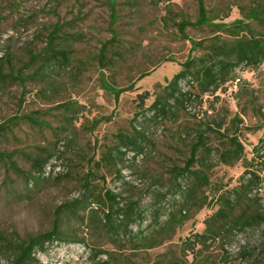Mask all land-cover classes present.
<instances>
[{"label":"rangeland","instance_id":"obj_1","mask_svg":"<svg viewBox=\"0 0 264 264\" xmlns=\"http://www.w3.org/2000/svg\"><path fill=\"white\" fill-rule=\"evenodd\" d=\"M246 1L206 0V7L220 16L228 11L224 22L229 23L239 18L235 5ZM196 17V0H0V56L9 55L8 69L28 73L24 68L28 50H40L55 25L71 53L69 67L52 68L41 81H27L25 87L0 86V124L22 115L47 124L37 128L21 122L0 137L2 238L21 242L49 232L56 209L81 197L87 177L91 196L110 191L118 196L119 208L136 207L137 218L130 229L137 234V244L143 236L162 237L164 243L152 249L139 245L132 251L131 239L117 238L98 221L90 224L88 210H81L77 216L62 214L57 225L65 238L83 239L84 245L49 243L36 252L38 264H89L91 250L115 248L122 249L124 264H264V62L254 72L236 69L215 94L176 104L162 119L147 112L161 93L158 86H165L190 54L191 44L180 37L177 24ZM113 18L118 41L110 52L117 55L103 70L97 54L111 38ZM185 34L194 41L212 36L207 27L187 28ZM201 52L195 50L192 56ZM143 73L148 76L136 81ZM131 84L135 90L115 100V91ZM180 88L198 94L194 82H183ZM144 92L148 98H139ZM217 124L222 126L219 132ZM225 132L242 144L244 160L227 166L212 154L209 169L204 170L209 183L195 195L198 200L206 197V203L197 210L183 195L192 179H174L172 169L184 166L198 134L204 133L208 147L218 150L226 142L218 134ZM125 138H135L138 147L122 146ZM256 147L263 159H256L250 171L259 181L237 196L232 192L242 184L244 166ZM45 151L57 157L46 169L48 175L31 173L27 156ZM107 153L113 158L101 161ZM229 194L234 215L244 212L262 219L244 230L226 223L218 236L209 232V240L196 244L184 257V242H196L194 236L205 233V221L221 207L220 197ZM109 206L105 200L104 205L91 208L98 209L101 218V211ZM172 216L174 233L166 226ZM121 218L114 216L113 222L117 225ZM217 227L213 223L210 230ZM0 264H10L9 256H0Z\"/></svg>","mask_w":264,"mask_h":264},{"label":"trees","instance_id":"obj_2","mask_svg":"<svg viewBox=\"0 0 264 264\" xmlns=\"http://www.w3.org/2000/svg\"><path fill=\"white\" fill-rule=\"evenodd\" d=\"M197 3V17L195 21L182 20L177 24V29L180 37L187 40L191 44L190 54L188 58L181 64V70L178 71L173 77L166 82L165 86H158L161 89V93L156 94L152 103L147 108V112L152 114L155 119H162L169 114L172 106L184 105L186 102L191 101L192 98H200L202 96L213 95L220 90L221 85L229 81L231 74L236 69L249 70L254 72L264 62V0H247L236 4L235 7L239 12V18L229 23L224 22V19L228 17L229 12L225 11L221 16L213 14L212 10H208L206 7V0H196ZM229 9V8H228ZM114 16V12H112ZM220 18V19H219ZM216 20H219L218 22ZM113 21V22H112ZM114 18L111 20L110 31L111 38L101 44L99 52L97 54V62L101 69H105L107 64L116 60L115 52L110 51L114 48V44L118 41L115 30L112 28L114 25ZM209 28L212 36L208 40L194 41L187 37L185 31L187 28ZM225 35L226 38H222ZM73 37V36H71ZM61 37V28L58 25L52 27L48 32L44 46L40 50H28L27 60L24 64V68L29 70L28 73L20 72L14 73L12 70L6 67V64L10 62L9 55L3 54L0 56V86L18 85L25 87L27 81H41L44 77H47L48 70L52 68H67L71 60L70 50L63 44ZM207 42V45L204 43ZM195 50L202 51L198 56H192V52ZM148 74H140L136 81L143 79ZM196 83L198 94L192 91H183L180 88L181 83ZM135 90V84H131L128 87L121 88L115 91V100L119 99V96L125 92H132ZM44 91V88L40 90ZM148 92L138 94L139 98H148ZM59 108H65L67 105L58 104ZM240 123V120H237ZM21 122H26L29 125L37 128L46 127V122L40 120L33 115L13 116L7 119L4 123L0 124V137L11 131V129L17 126ZM221 125L217 124L216 131H220ZM213 131L212 129H208ZM221 138L225 139L220 149H213L206 144V138L204 133H200L196 137V141L190 147V155L186 160L183 167H173L172 174L174 179L178 178H190L192 179L191 186L184 192L192 204H195L197 210L202 209L206 203V197L198 200L195 196L197 191H200L208 185L209 179L204 170L209 168L206 165L209 163V158L215 152L218 155V161L224 165H232L234 162L244 160V148L238 141L235 135L228 136L226 132L224 134H218ZM125 142L121 145L127 148L133 146L138 147L135 138H125ZM202 150L203 156L199 155V151ZM253 157L245 164V171L241 176L240 186L236 188L232 193L237 196L244 194L245 190L252 184L258 183L259 178L253 171H250L252 163L256 159H263L260 155L262 150L259 147L253 149ZM1 157L4 154L0 153ZM9 158V157H7ZM30 163L31 173H38L40 175L46 174V169L51 165L52 159L57 158L52 152L45 151L40 156L32 157L27 156ZM113 158V154L107 153L101 157V161L109 162ZM10 165L15 168L14 163ZM199 167H196V165ZM30 173V175H31ZM119 174V171H117ZM248 177V178H247ZM29 181V180H28ZM90 179L85 177L81 185V197L67 202L59 206L54 212L55 220L53 228L46 233L37 234L28 237L21 242H11L0 236V256L8 255L10 258V264H38L35 256L36 252H42L45 246L52 242L64 243V242H78L84 245L83 239L65 238L58 229V219L64 214H70L77 216L81 210L87 211V220L90 224H94L97 221L108 227L113 231L117 238L121 235L131 239L133 246L132 251H137L139 248L152 249L160 246L164 243L162 237H148L143 236L140 238L137 244V234H133L130 229L131 223L137 218L136 207L134 205H127L124 208H119L117 202L118 196L112 194L110 191H105L104 195H92V186ZM179 191L181 187L177 188ZM241 190V191H239ZM183 193V192H181ZM185 198V197H184ZM221 207L205 221L206 229L204 234H196L194 237L197 240L189 243L184 242L182 247V254L185 256L186 251L192 253L196 244H205L208 238V233L211 232L213 236H218L220 231L224 229V224L228 223L230 228H238V230H244L247 227H251L257 223L258 219H262L259 216L248 215L247 213L240 212L234 215V203L231 200V195L221 196ZM236 201L239 199L236 198ZM105 200L109 202V208L101 211V218L98 214V209L91 208L93 204L98 206L104 205ZM181 211L179 210V215ZM122 217L119 223L116 225L113 222V217ZM139 217V215H138ZM82 217V222H84ZM175 217L172 216L166 222L167 228L174 233L175 228L172 221ZM177 221V220H176ZM178 222V224H180ZM218 225L216 230L211 231L210 225ZM162 231V228H158ZM142 235V234H141ZM63 236V237H62ZM187 243V244H186ZM173 259H180L173 256ZM125 258L122 254V249L115 248V250H91V256L89 257V264H124ZM127 260V259H126ZM169 261L167 264H171ZM153 264H157L154 262Z\"/></svg>","mask_w":264,"mask_h":264},{"label":"built area","instance_id":"obj_3","mask_svg":"<svg viewBox=\"0 0 264 264\" xmlns=\"http://www.w3.org/2000/svg\"><path fill=\"white\" fill-rule=\"evenodd\" d=\"M46 175H48L47 171H46Z\"/></svg>","mask_w":264,"mask_h":264}]
</instances>
